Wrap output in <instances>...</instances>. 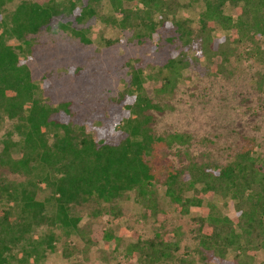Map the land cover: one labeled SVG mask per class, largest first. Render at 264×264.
Masks as SVG:
<instances>
[{"label": "trees", "instance_id": "1", "mask_svg": "<svg viewBox=\"0 0 264 264\" xmlns=\"http://www.w3.org/2000/svg\"><path fill=\"white\" fill-rule=\"evenodd\" d=\"M6 1L0 0V114L12 121L17 137L7 131L1 139L0 264H13L11 246L25 238L33 223L77 229L81 217L73 210L78 206L93 216L121 218L126 211L121 202L132 197L143 219L163 222L171 212L161 205L159 190L176 213L198 211L192 216V250L202 264H256L264 252V157L256 138L240 131L233 152L220 160L196 151L191 131L158 125L186 71L202 60L201 74L229 77L231 58L246 45L247 56L264 62V0H187L185 5L203 3L197 19L177 17L181 0H107L108 14L100 13L102 0L79 6L61 0L62 7L55 0H20L8 12ZM65 10L78 23L98 16L133 30L138 40L159 36V28H173L172 40L178 42V52L156 66L130 65L117 99L121 115L93 129L80 120L73 101L53 102L27 62L32 37ZM255 84L264 95V73H258ZM256 114L264 115V105ZM228 202L232 211L224 212L222 205ZM14 203L19 205L17 217ZM129 232L135 240L123 252L138 264L187 263L175 255L179 226L149 237ZM78 234L87 246L116 239L101 224ZM42 243L55 249L52 232ZM62 253L72 255L69 244Z\"/></svg>", "mask_w": 264, "mask_h": 264}, {"label": "rangeland", "instance_id": "2", "mask_svg": "<svg viewBox=\"0 0 264 264\" xmlns=\"http://www.w3.org/2000/svg\"><path fill=\"white\" fill-rule=\"evenodd\" d=\"M19 1L7 0L5 10L11 11ZM35 1L47 3L51 0ZM55 1L60 3L61 0ZM74 1L76 6L86 2ZM181 2L177 17L197 19L203 3L185 5L187 0ZM101 3L100 13H110L108 1L102 0ZM157 32V37L146 36L138 40L133 30L114 27L102 22L98 16L78 23L65 10L53 17L49 28L32 37L31 48L26 51L27 62L33 79L40 86H47V94L53 102L73 101V107L82 115L80 120L85 122L87 129H93L100 121H113L121 115L123 109L118 106L117 99L129 80L130 65L147 69L178 52V42L172 40L175 36L173 28H159ZM247 51L246 45L238 47V57L233 56L230 60L232 74L229 77L201 74L199 67L203 66V60L198 68L191 67L186 71L172 99V107L160 119L158 128L191 131L197 138L196 151L199 149L208 157L220 160L233 152L238 134L243 131L256 138L258 152L264 157V115L256 114L264 105V95L256 90L255 84L258 73H264V62L247 56ZM7 131L17 137L12 121L0 114V148L1 139ZM159 198L161 205L171 212V216L163 222L143 219L140 205L130 197L121 202L126 209L121 218L103 214L93 216L78 206L73 210L81 217L77 229L33 223L23 233L25 238L12 244L9 261L13 264H33L34 256H38L36 264H138L135 256L124 255L123 252L135 240L129 231L149 237L155 231L162 234L179 226L182 236L175 255L186 258V264H202L192 250L196 227L192 216L198 211L181 215L167 204L162 190H159ZM222 209L224 212L232 211L231 203L222 205ZM18 210L19 205L14 203L12 214L15 217ZM98 224L110 228L116 239L108 244L99 241L93 246L85 245L78 231ZM49 232L54 236L53 250L42 243ZM66 244L72 250V255L67 258L62 253ZM161 264L181 263L175 259ZM256 264H264V252L258 255Z\"/></svg>", "mask_w": 264, "mask_h": 264}]
</instances>
